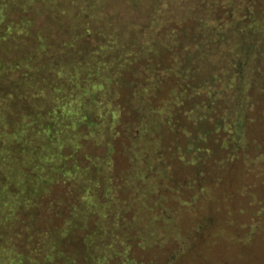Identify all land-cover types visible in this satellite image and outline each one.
<instances>
[{"label":"trees","instance_id":"16d2710c","mask_svg":"<svg viewBox=\"0 0 264 264\" xmlns=\"http://www.w3.org/2000/svg\"><path fill=\"white\" fill-rule=\"evenodd\" d=\"M221 1L149 0V20L140 24L119 17L108 0H0V23L11 7L57 23L50 42L36 35L40 47L23 53L30 22L0 26V53L12 55L0 58V264H53L62 240L94 216L84 238L90 264H154L144 259L162 237L178 242L175 252L189 237L179 220L172 227L179 233H164L161 208L170 210L166 203L177 196L159 192L162 182L184 183L183 170L204 174L209 164L211 184L197 181L196 190L210 205L192 199L207 215L197 231L210 228L232 243L252 236L255 211L242 217L245 199L258 198L255 183L227 170L240 160L264 101V23L254 18L255 0H240L249 18L240 33L210 36L206 19ZM173 78L177 86L162 92ZM82 125L107 147L97 165L100 193L85 168L67 161ZM245 156L243 175L259 176ZM205 157L213 161L204 164ZM239 254L252 260L248 249Z\"/></svg>","mask_w":264,"mask_h":264},{"label":"rangeland","instance_id":"374dc122","mask_svg":"<svg viewBox=\"0 0 264 264\" xmlns=\"http://www.w3.org/2000/svg\"><path fill=\"white\" fill-rule=\"evenodd\" d=\"M148 4L149 0H108L106 6H109L112 9L117 8L121 14L119 17L124 16L125 18L132 19L140 24H147L146 22L149 20L148 16L150 12ZM252 6L255 20H258L260 23H264V0H255ZM245 7H248L247 3L244 4L240 0H222L219 3L217 13L214 15V18L211 21H209L210 17L206 19V22H209L207 30H209V33L211 34L210 36L214 37V32L216 30L221 31L224 28H226V33H232L234 36L239 34V29H242L241 22L244 21V18L249 20V18L244 16L245 13H242V10ZM5 13L6 16H4L2 22L0 23L2 28H5L10 21L18 22L24 20L25 22L29 21L31 24L28 27V34L23 41L19 43L21 53L30 51L33 47H40L41 40H38L36 35L41 38L46 37V42H50L52 40L54 32L52 27L57 23L54 20L48 19L45 14H37L32 9L21 10L16 7H11L5 11ZM0 50L2 51V48H0ZM17 51L18 50L15 52ZM2 53H0V58L6 61H8L7 58L9 59L12 57V55L2 56ZM243 56L241 55L242 58ZM14 59H16V56ZM164 84L165 86L162 92H167L171 89L173 84V87L177 86V82L174 78L172 81H165ZM168 96L169 95H166L164 98H168ZM252 118V121L249 122V130L246 135L248 141L243 146V150H241L240 160L234 161V169H238V171L236 172L234 169H230L227 170V173H232V176L233 173H239L243 177V179L241 178L243 183H249L250 185L253 182L255 183V191L258 198L254 201H251V199H245L248 209H245L246 212L243 214L242 218L243 222L249 221L248 214H251L254 210L255 218L258 220V227L256 228L259 229L256 231V228H254V230L250 233L252 236L248 239H240L236 243H232L231 239H225L226 237H229L228 235H212L210 228H206L204 231L199 233L197 231L198 229L200 231L199 221L203 223V217H206L207 215H202L199 208L197 210L195 209V202L198 201L199 207L202 203L210 205L211 200L203 201L200 199V197L197 196L196 185L197 181H201L203 184H211L206 172H210L213 165L209 164L205 166V170L203 169L204 174L198 173V169H195L194 172H186V170H183V178H186L184 183H178L177 179H174L172 183L171 181L167 182V184H170L167 187L166 183L162 182L164 190L160 187L161 190H159V192L164 191V194H175L177 198L175 200H170L169 203H166V201L162 199L161 202L166 203V206L169 207L170 210H167L166 212L164 207L161 208L163 214H161L159 222L166 226L164 233L177 234L178 230H174L172 227L179 220L182 228L187 227L186 230L189 233V237L183 244V247H181L177 252L173 249L176 245H178V242L172 241L173 238L171 236H169V238H166V236L162 237L163 239L159 240L160 243H158V246H155V248L151 250L153 255L148 256L144 259L145 261L148 263L152 262L154 264H193L196 261L197 264H264V101L262 107L255 111ZM80 131L82 132V138L79 146L73 150L66 149V155L68 157L67 161L68 163L75 162L79 166L85 168L88 171V176L94 178L100 183L98 190L100 193L102 190V174L101 172L97 173V165L106 156L107 147L103 144H98L97 141L89 136L86 125H82L80 127ZM219 137H221L220 140H217L216 138L213 140L216 145H218L222 140V134H220ZM208 144H212L211 138H209ZM246 154L252 155L254 159L252 165H255L257 169L261 168L260 171L257 170L260 172L259 176L254 177L251 175L249 177H245L243 175L245 172L243 168L245 165L247 166V163L242 160V158L246 159ZM216 158H222V153L215 154V160ZM212 161L213 160L208 157H205L203 160L204 164ZM214 190L217 189L214 188ZM192 199H195V202H193ZM183 200H191L192 205L189 206L185 204ZM181 202L183 204H181ZM182 206L193 207L197 216H189L183 211L181 208ZM172 210L176 211V213L172 214ZM187 211L194 214V212L189 209ZM95 219L96 216L88 221L86 227L79 226L75 228L62 240L60 252L56 253L53 264H90L87 258L84 238L95 229ZM249 227L250 225L248 224L241 230V238L248 237V235L244 234V230L247 231ZM220 235L222 237H219ZM137 236L140 235L138 234ZM137 239L142 241V239ZM137 239L136 243L138 244ZM201 240H203L202 243ZM208 249H210L208 253L201 252V250L208 251ZM246 249H248V254L252 258L251 261H245L247 258L246 255H242L240 257L239 253ZM149 259L151 260L148 261Z\"/></svg>","mask_w":264,"mask_h":264}]
</instances>
